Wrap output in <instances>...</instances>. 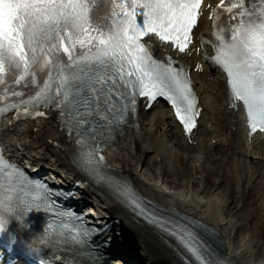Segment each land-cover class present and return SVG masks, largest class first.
I'll return each mask as SVG.
<instances>
[{
  "label": "snow or ice",
  "instance_id": "snow-or-ice-1",
  "mask_svg": "<svg viewBox=\"0 0 264 264\" xmlns=\"http://www.w3.org/2000/svg\"><path fill=\"white\" fill-rule=\"evenodd\" d=\"M201 4L202 0H0V115L16 109V119L34 118L45 115L37 108L52 106L61 125L76 133L73 155L82 171L106 183L149 224L173 236L196 264H230L190 222L162 215L126 180L107 176L104 157L97 158L115 127L129 112L135 113L139 97L146 98L149 108L158 98L166 100L186 133L197 126L200 111L187 70L175 67L171 57L166 63L154 59L142 38L154 34L185 53ZM216 9L229 14V20L218 30L213 25L214 55L205 58L226 74L229 104L236 108L242 103L249 135L257 129L264 132V6L254 11L245 0H220ZM29 77L35 91L22 98L25 93L11 89L9 80L27 88ZM9 96L18 99L5 103ZM50 208L47 190L0 155V232L9 217L22 220L31 210ZM57 215L44 239L53 247L63 243L84 248L93 230L72 213Z\"/></svg>",
  "mask_w": 264,
  "mask_h": 264
},
{
  "label": "bare ground",
  "instance_id": "bare-ground-1",
  "mask_svg": "<svg viewBox=\"0 0 264 264\" xmlns=\"http://www.w3.org/2000/svg\"><path fill=\"white\" fill-rule=\"evenodd\" d=\"M218 1L204 0L197 26L193 29L192 43L188 46V50L185 53H180L178 49L174 50L177 59L181 63H187L194 74V81L199 91L198 109L200 116L197 118V126L191 133H186L183 126L176 119L171 105L166 100L158 98L157 102H154L150 108L146 106V103L143 104L136 120V124H139L137 130L126 131L124 135L117 139V152L112 151L111 154L109 150L106 154L110 162L114 163L115 169L132 180L141 194L166 207L191 216L217 231L223 240L228 255L239 264H264V245L260 246L255 241L254 235L244 227L250 217L249 210L243 208V206L238 210L230 209L231 194L237 191V194L241 195L244 186L248 189L250 185L252 186L258 180L262 185V203L264 206V135L262 133L249 135L245 127V116L241 103H238L237 110L229 104L228 89L224 78L225 73L205 58V54L211 56L214 53L213 45L205 43V38L208 37L207 34L211 29L209 20L211 10L208 6ZM202 38L204 41L203 46L201 43ZM152 40L149 39L147 43L151 44L150 51L155 55L162 53L163 56L165 53L163 50L168 51L171 47V43H168L167 46H161L155 42L153 45ZM209 78H213L215 83L214 88H211L213 93L209 96L218 94L219 98V106L216 111H213L215 98L213 97L210 100L205 95V86ZM163 102L164 104H162ZM166 110L168 113L165 112ZM226 123L229 132H226V128L228 129ZM21 125H23V128L18 127L15 129L12 139L9 138V134H3L2 141L4 145L12 147L13 144L19 143L24 145L26 149L35 147L38 150L37 154H40V151L49 154V158L44 155L38 157L47 166L65 176L64 178L69 179L70 176L74 178L79 176L80 170L77 169L74 163V149L65 139L62 128L55 120V115L48 120H40L36 125L39 127L37 132H34L33 128L27 124ZM233 127H235L234 131H232ZM146 128L150 129L149 133L144 132ZM140 133L142 134L138 135ZM25 138L29 141H26ZM141 139L142 141H139ZM32 140L34 141V147L29 143ZM49 141L57 142V145L54 146ZM138 142L147 145L146 153L163 157L164 163L161 165V173L168 168L171 169L174 175H178L177 166H181L180 157L182 156L184 159L188 157L194 168L204 171L203 165L207 156H209V165L213 168L216 165L220 167L215 177L218 185L210 187L204 183L200 186L199 191H192L193 181L190 182L185 177L179 184L181 187L180 192L172 193V191H168L166 193L157 190L156 185L153 186L142 179L143 175L141 176L140 172L143 163L136 160V163L133 164L134 162L132 163L124 156V152L129 154L131 144L137 145ZM136 147L139 148L138 145ZM129 156L132 157L130 154ZM132 158L134 160V157ZM152 174L156 175L155 172ZM48 179H51V176L48 175ZM93 189L104 201V205L107 207L105 213L117 220L109 235L103 239V242H113L110 245V251H113L112 248L115 251L116 247L121 246L122 249L124 248V251L121 252L130 254L127 260H133L134 256H137L135 254L138 251L141 252L139 241L127 239L124 235L117 234L116 230L125 232L124 234H130V231L142 228L147 235L157 241V247L165 253L170 264H184L176 252L173 251L172 246L167 245L166 241L168 239L164 241V237L160 238L152 227L138 219L113 194L102 188L94 187ZM85 191L89 192L90 188ZM159 191L160 194H158ZM158 198L165 202L160 201ZM89 202L95 203L93 199ZM119 227H122L121 230L118 229ZM125 243L133 246L128 249ZM114 254V252H106L105 258L92 262H87V258H93V256L81 255L77 258V263L110 264L108 259ZM117 256H121V254ZM139 256L147 262L145 256L142 254ZM137 263L140 264L138 261ZM148 263L160 264L156 259L153 262L148 260Z\"/></svg>",
  "mask_w": 264,
  "mask_h": 264
},
{
  "label": "rangeland",
  "instance_id": "rangeland-1",
  "mask_svg": "<svg viewBox=\"0 0 264 264\" xmlns=\"http://www.w3.org/2000/svg\"><path fill=\"white\" fill-rule=\"evenodd\" d=\"M214 86V79L209 78L205 86V95L210 100H212L213 97L215 98V103H213V111H216L219 106L218 94L211 97L209 96L211 93H213L211 88H214ZM226 126L228 127L227 123ZM33 130L36 132L38 128L33 127ZM147 132H150L149 128H146V133ZM226 132H229V127L228 129L226 128ZM139 141H142V139ZM137 145L139 146V148L136 147ZM137 145L132 143L131 148H129V154L134 157V160H132L133 158L130 157L129 154H127L126 152H124V156L127 160L132 161V163L134 162L133 164L136 163V160L140 161V163H143L142 170L140 172V175H143L142 179L146 181V183H150L153 186L156 185L157 190H162L166 193H168V191H172V193L180 192L181 187L179 186V184L181 181L184 180L185 177L188 178L190 182L193 181L192 191H199L200 186L204 183L208 184L210 187L218 185L216 183L215 177L218 172L217 170H220V167L218 165H216L214 168L210 166L209 156H207L206 162L203 165L204 171H201L198 168H194L188 160V157H186L185 159L183 158V156L180 157L181 166H177L178 175H174L171 169L168 168L165 169L163 173H161V165L164 163V159L161 155L146 153L147 145L143 142H138ZM109 150L111 151V154L112 151L117 152L116 145L110 146L107 149V152H109ZM36 152H38L37 149ZM42 153L46 157H50L49 154L45 153L44 151H40V154L38 155H41ZM153 172H155L156 175L152 174ZM233 188L235 189V186ZM158 194H160V191L158 192ZM262 195V185L261 182L258 180L256 183L252 184V186L250 185L248 189L244 186L241 195L237 194V191H235V193H232V203L230 205L231 210H238L241 206L249 210L250 217L245 223L244 227L254 235V238L256 239L255 241H257L260 246L264 245V206L262 203ZM160 197H162V195H160ZM158 199L160 201H163L161 198ZM121 228L122 227H119L118 229L121 230ZM138 229L139 230L136 231H130V234H124L125 232H119L118 230H116V232L117 234L124 235L127 239L139 241L141 252L138 251V253H136L135 255H137L138 257L141 254L145 256L147 263L144 260L143 264H149L148 260L153 262L154 259H156V261L160 264H170L165 253L157 247V241L153 237L147 235L142 228ZM125 245L128 246V249L129 247L133 246L132 244L128 245V243H125ZM109 261L110 264H130V262L123 263L124 261L121 257H114L109 259Z\"/></svg>",
  "mask_w": 264,
  "mask_h": 264
}]
</instances>
